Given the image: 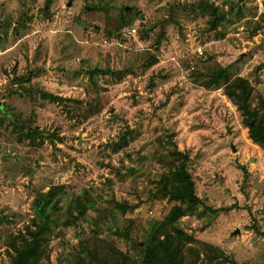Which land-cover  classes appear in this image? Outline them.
<instances>
[{
  "label": "rangeland",
  "instance_id": "374dc122",
  "mask_svg": "<svg viewBox=\"0 0 264 264\" xmlns=\"http://www.w3.org/2000/svg\"><path fill=\"white\" fill-rule=\"evenodd\" d=\"M47 1L0 0V264H13L8 251L29 239L34 199L52 187L62 221L41 264H77L80 240L101 251L105 240L140 261L175 205L156 192L173 144L190 154L204 204L178 226L233 264H264V150L206 78L219 64L249 80L254 106L264 99V0H49V17ZM123 8L132 26H122ZM97 70L118 74L92 81ZM23 128L58 138L32 143ZM84 193L93 204L87 219L66 228L68 204ZM113 202L135 208L122 215ZM97 209L107 218L98 221ZM128 221L129 240L116 234Z\"/></svg>",
  "mask_w": 264,
  "mask_h": 264
},
{
  "label": "trees",
  "instance_id": "16d2710c",
  "mask_svg": "<svg viewBox=\"0 0 264 264\" xmlns=\"http://www.w3.org/2000/svg\"><path fill=\"white\" fill-rule=\"evenodd\" d=\"M201 6L211 16H215L219 12V9L208 3L202 2ZM42 14L47 17L50 16L49 0L42 9ZM130 14L128 8L122 9L121 22L123 27L133 25L134 20L130 19ZM23 17L25 21L29 22L34 18L28 16V14ZM20 22L24 23V21H19V24H21ZM262 22L264 23V15L262 16ZM0 25L5 33L6 23H0ZM164 37L165 35H162L160 39ZM157 63V58L151 57V66ZM97 74L116 75L118 73L97 70L90 73V79L94 81V77ZM206 78L209 80L208 88L224 90L226 97L240 112L243 123L248 128L249 139L264 150V99L260 98L258 105H253L254 88L249 80L239 76H232L228 68L219 64L209 65ZM24 80V78H20L18 80L19 84H22ZM40 93L43 99L52 103L59 104L65 101V99L58 96ZM252 122H254V125H252ZM22 134L31 140L32 143H35L39 138L43 141L45 138L51 142L58 138L56 134L43 133L39 129L27 130L23 128ZM119 146L113 145L112 148L116 151ZM169 156L171 163H169L168 172L163 174L157 181L156 192L160 198L175 203V205L168 212L163 222L155 229L150 243L147 245L143 244V254L140 261L132 259L105 240L102 241H104V247H107V249H103V251L99 250L98 247L90 248L80 240L79 253L73 254L77 264H233L234 260L227 257L222 249L196 239L178 226L182 218L193 214L198 207H202L204 204L196 193L195 181L188 170L191 162L190 154L180 151L177 145L173 144ZM241 169L247 178V170L245 167H241ZM62 190H64V187L60 188V191ZM56 191L57 189L52 187L46 193H39L34 199L32 210L35 216L32 221L33 230L29 229V239H24L20 243L14 242L11 250L8 251V256L13 264H41L44 261L53 229L59 226L62 221V216L55 218L56 212L62 211ZM87 195V193H84L83 195L74 196L67 206L66 219L63 221V226L66 228L75 227L81 220L87 219L88 211L93 207L91 200L85 201ZM134 208V205H129L128 203L113 202L112 210L125 215ZM96 212L101 214L98 217V221L107 218L105 211L97 209ZM113 212L109 213L113 214ZM93 224L97 226V220ZM128 224L129 226L122 233H116L127 240L130 239L132 228L130 226L133 221H128ZM100 251H106V254H102ZM83 256H86V258H83Z\"/></svg>",
  "mask_w": 264,
  "mask_h": 264
},
{
  "label": "built area",
  "instance_id": "2783aa9c",
  "mask_svg": "<svg viewBox=\"0 0 264 264\" xmlns=\"http://www.w3.org/2000/svg\"><path fill=\"white\" fill-rule=\"evenodd\" d=\"M127 33L130 35V36H135L137 31L134 27L130 28L127 30Z\"/></svg>",
  "mask_w": 264,
  "mask_h": 264
},
{
  "label": "water",
  "instance_id": "95a60500",
  "mask_svg": "<svg viewBox=\"0 0 264 264\" xmlns=\"http://www.w3.org/2000/svg\"><path fill=\"white\" fill-rule=\"evenodd\" d=\"M252 125H254V122H252ZM233 151H235V148L233 147ZM239 230L237 229L234 233H233V235L234 236H236V235H238L239 234Z\"/></svg>",
  "mask_w": 264,
  "mask_h": 264
}]
</instances>
